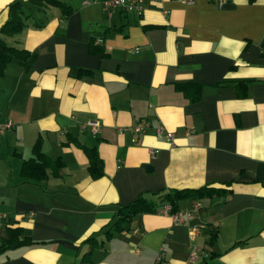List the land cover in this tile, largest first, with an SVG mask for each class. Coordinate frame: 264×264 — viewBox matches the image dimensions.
I'll list each match as a JSON object with an SVG mask.
<instances>
[{"label": "crops", "instance_id": "0c3cea01", "mask_svg": "<svg viewBox=\"0 0 264 264\" xmlns=\"http://www.w3.org/2000/svg\"><path fill=\"white\" fill-rule=\"evenodd\" d=\"M14 1L0 0V30ZM31 5L8 38L37 57L0 78V124L13 122L0 128V244L9 227L27 241L0 264H79L94 242L83 264H185L192 245L195 264H264V0H145L142 15ZM135 122L149 123L136 141ZM38 140L62 163L39 179L22 173ZM79 144L96 147L102 176ZM205 185L178 202H200L193 221L158 210ZM138 195L161 204L116 230Z\"/></svg>", "mask_w": 264, "mask_h": 264}, {"label": "trees", "instance_id": "16d2710c", "mask_svg": "<svg viewBox=\"0 0 264 264\" xmlns=\"http://www.w3.org/2000/svg\"><path fill=\"white\" fill-rule=\"evenodd\" d=\"M29 2L36 6H57L61 9L62 13L65 16H70L73 12V7L63 0H29ZM8 15L9 17L7 21L0 30V78L5 74V69L12 59H18L24 69L29 70L31 64L33 63V60H35V58L37 57L36 53L31 52L26 48L18 47L13 43L11 44L6 40L7 36L18 34L25 28V19L29 17V14L25 12L23 2L21 0H16L10 3L8 6ZM262 52L264 55V50ZM238 89L239 95L244 96L245 89ZM79 146H81L89 156V169L92 175L96 178L102 176L104 173L103 161L102 158L98 156L99 154L96 147H86L81 144H79ZM33 151L34 156L24 161V164L22 166V173H27L26 176L39 179L44 176L45 166L50 165L56 168L59 167L60 164H62L59 159H51L41 150L40 140H38L36 142V145H34ZM203 188L208 190V185H205L204 187H201L199 189H177L163 194L161 202H169L172 206V211H176L179 209L178 202L181 198H183L187 194L196 192L197 190L200 191ZM161 202L156 204L153 201L147 200L143 196L138 195V197L134 201L130 202L127 205H121L118 208L116 217L110 225L116 230L121 231L124 225L132 220L134 215L139 212L156 211ZM9 231L10 236L6 239H3L2 243L0 244V253L8 248L18 246L27 241L26 239H19V233L21 232V229L19 227H13L12 229L11 227H9ZM109 231H111V229ZM94 240V235H90L87 239H85V241L89 242ZM93 244H91L87 252L84 253L83 259L79 264H83V260H88L95 247Z\"/></svg>", "mask_w": 264, "mask_h": 264}, {"label": "built area", "instance_id": "2783aa9c", "mask_svg": "<svg viewBox=\"0 0 264 264\" xmlns=\"http://www.w3.org/2000/svg\"><path fill=\"white\" fill-rule=\"evenodd\" d=\"M185 2H194L195 0H182ZM219 3H221L223 0H216ZM104 8L107 10H112L116 8H120L125 10L126 12L131 13H137L141 14L145 7V0H103ZM94 129H97L99 126V122L97 120H90L88 122ZM149 123L147 122H135L133 123L132 131L135 134L132 137V140L136 141L138 134H142L146 131ZM13 126V122L11 120H6L4 122H1L0 128L1 129H9ZM128 127H122L120 128L121 132H124L127 130ZM158 133H162L163 128L160 126L157 128ZM168 136L171 137L172 133H168ZM157 151V149H154L153 152ZM200 207V202H196L193 206V208L190 209H178L176 211H172V206L170 203H164V205H160L158 210L162 213L171 215L173 220L176 222H185V221H193L196 218V210ZM192 229L191 235H194L198 233L201 229V225L198 223H192L190 226ZM201 248L197 245H192L190 247V252L188 259L186 260L185 264H195L197 262L199 256H200ZM161 255V254H160ZM161 258L160 256L158 257Z\"/></svg>", "mask_w": 264, "mask_h": 264}, {"label": "rangeland", "instance_id": "374dc122", "mask_svg": "<svg viewBox=\"0 0 264 264\" xmlns=\"http://www.w3.org/2000/svg\"><path fill=\"white\" fill-rule=\"evenodd\" d=\"M63 1H66L68 4H72V0H63ZM29 1H27V0H25V5H24V7H25V9H26V11L27 12H31V7H32V5L30 4V3H28ZM36 12H38V11H36ZM29 19L31 18V16L29 15V17H28ZM6 40L9 42V43H11L12 44V41L10 40V38H8V36L6 37ZM15 62H17V59L16 58H14L13 59ZM14 62V63H15Z\"/></svg>", "mask_w": 264, "mask_h": 264}]
</instances>
